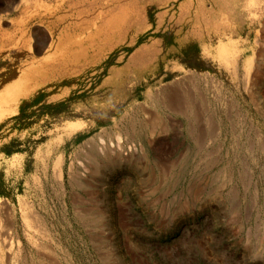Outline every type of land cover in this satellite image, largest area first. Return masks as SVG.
Here are the masks:
<instances>
[{
	"label": "rangeland",
	"instance_id": "1",
	"mask_svg": "<svg viewBox=\"0 0 264 264\" xmlns=\"http://www.w3.org/2000/svg\"><path fill=\"white\" fill-rule=\"evenodd\" d=\"M0 264H264V0H0Z\"/></svg>",
	"mask_w": 264,
	"mask_h": 264
},
{
	"label": "bare ground",
	"instance_id": "2",
	"mask_svg": "<svg viewBox=\"0 0 264 264\" xmlns=\"http://www.w3.org/2000/svg\"><path fill=\"white\" fill-rule=\"evenodd\" d=\"M81 2H84V0H80ZM54 12V11H53ZM49 13L50 14V17H51V21L49 22V25H48V29L51 31V33L53 32V29L56 28V27H59V26H62L63 23L66 22L67 18L66 17H61V16H58L55 20L52 16H54V13ZM56 12V11H55ZM24 13V12H23ZM22 13V15H23ZM53 14V15H52ZM66 16V15H64ZM99 17V15H97ZM28 21H31V20H37V21H44L45 20V17L42 16V15H37V14H34V15H28L27 18H26ZM99 19V18H98ZM48 30V31H49ZM49 31V33H50ZM16 34V33H15ZM13 35H10L9 33H4V37H5V42L3 44V48L4 47H9L10 45H14V44H18V41H16V43H14V38L15 37H12ZM52 38V36H51ZM46 36H43V41H42V44L39 45V49L41 50L43 47H44V43L46 42ZM61 47V48H60ZM82 50V48H81ZM224 48H222L221 50V55H224ZM55 55L56 57L59 56L61 57V59L59 60H56V63L51 62L50 64H48V62H45L44 61L41 63V65H38V66H34L33 63L30 65V69L31 70H28V71H33V72H37V73H40L42 72V70H47V74L45 73V77L48 81L50 82H54L57 81V79H68V76L66 74H63V73H66V69H67V66L69 65H72V63L74 62H78L79 59L78 58H74V56L71 54L70 50L68 49V44H67V47L65 46H61V45H58L56 47V51H55ZM54 55V56H55ZM69 55V56H68ZM77 57V56H76ZM53 60V58H52ZM48 64V65H47ZM55 64V65H54ZM23 74H26V72H24ZM61 74H63L61 76ZM44 75V74H43ZM11 86H8L6 87V92L11 90ZM174 93V92H172ZM182 94V93H181ZM164 98V97H163ZM167 98V97H165ZM169 99V98H168ZM172 101V100H171ZM179 103V102H178ZM173 105V103L171 104ZM180 105V104H179ZM33 210V209H32Z\"/></svg>",
	"mask_w": 264,
	"mask_h": 264
}]
</instances>
